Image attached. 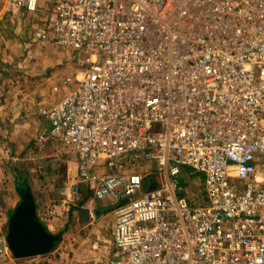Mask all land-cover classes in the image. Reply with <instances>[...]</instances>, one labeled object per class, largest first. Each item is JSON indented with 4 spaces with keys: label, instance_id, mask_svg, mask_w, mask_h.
I'll return each mask as SVG.
<instances>
[{
    "label": "built area",
    "instance_id": "1",
    "mask_svg": "<svg viewBox=\"0 0 264 264\" xmlns=\"http://www.w3.org/2000/svg\"><path fill=\"white\" fill-rule=\"evenodd\" d=\"M0 3L44 13L33 40L83 67L43 110L41 139L78 158L63 192L83 183L115 200L101 264H264V0ZM143 163L156 166L135 171ZM186 169L204 176L205 198Z\"/></svg>",
    "mask_w": 264,
    "mask_h": 264
},
{
    "label": "crops",
    "instance_id": "2",
    "mask_svg": "<svg viewBox=\"0 0 264 264\" xmlns=\"http://www.w3.org/2000/svg\"><path fill=\"white\" fill-rule=\"evenodd\" d=\"M3 12L5 14L8 13L5 9ZM8 14L12 23H0V77H15L16 75H14L12 72L14 70L16 71L18 69L17 67H22V65L18 64L17 62V58H22V56L23 60L27 62L24 67L29 66V68H24V70H21L24 73L22 81L16 80V87L18 88V91L15 97L11 99V95L8 93V95H6V98L3 100L4 102L0 103L4 104L0 110V125L4 124L8 125V127L11 126L18 128L29 127V129H31L32 137H34V141L39 148L43 149V145H49L52 148L54 147V149H56L57 146H61L64 148L65 146L57 141L43 142V140L41 139L43 133H45L49 129V121L43 116V110L57 105L69 93V90L65 84L64 90L66 88V90H68V93L60 92L61 89L58 78L61 71L55 70L52 74H49L51 68L58 65L62 61V47L51 46L46 51H35L31 48L34 44L23 41L25 39L24 35H26L22 30L23 25L21 27L22 35H20V26L18 25L19 22L17 21V24L13 22L15 20H19L20 16L11 15L10 13ZM5 29H7L8 32H6ZM40 45L42 46L43 42H40ZM73 60L78 61L75 53H73ZM14 62L15 66L12 65V63ZM21 85H23V87ZM0 87H2L5 91L8 90L11 92L12 90L8 89L5 85H0ZM15 90L16 88H14V91ZM18 108H21V110H23V117H20L21 121H18L17 118L16 111ZM5 110L6 115L4 116L3 111ZM17 140L18 138L15 133L9 136V141L15 143L17 142ZM29 150L30 148L28 149V151ZM29 153V156L33 159L35 155V149L33 151L30 150ZM39 155L40 156L37 157V160L41 161L42 164L39 167L40 172H38V174L43 173V150ZM66 161L67 167L65 168H63V162L62 164L60 163L58 165L60 168L62 167V169H65V171L66 169L71 170V174H68V176H66L64 179H54L53 183L45 184L43 183V180L41 181L37 179L35 177L36 173L33 172L32 177L31 174L26 175V181L23 183V187H21L23 189L27 185L31 188L37 205L39 219L45 225L49 232H55L53 234L59 235L61 237L62 244L55 253L57 256L59 252L62 251V260L61 262H53L50 259V263L101 264L103 262H108L112 258V251L114 252L113 237L111 231V225L114 221V218L111 212L114 208L113 203L115 200L113 198L102 200L97 199L93 195L92 190L83 183H80L77 194L71 192L70 189H67L66 192H63V187H70L72 184H78L79 181L78 158L74 154L72 159H67ZM18 185H20V183ZM52 189L57 192L56 204L63 203L64 208L69 206L71 209L69 210L67 215L66 213H63V216H61L62 219L58 217L49 219L51 216H53L54 213L51 214V211H49L51 199L49 196H47L46 198V192L52 191ZM16 204V200L11 201L10 210H12ZM101 214H105L107 216L101 219H97ZM76 232L86 234L87 237L82 238V241H79V239H77L76 242H73L71 241V239H75L74 233L77 234ZM63 246H65V249L71 247L72 252L69 259L66 258L67 254L65 252V249H63ZM110 253H112V255ZM17 259L24 258H16L13 262L14 264H24L22 262H18ZM66 259L67 261L65 262ZM44 261L45 260H43V264Z\"/></svg>",
    "mask_w": 264,
    "mask_h": 264
},
{
    "label": "rangeland",
    "instance_id": "3",
    "mask_svg": "<svg viewBox=\"0 0 264 264\" xmlns=\"http://www.w3.org/2000/svg\"><path fill=\"white\" fill-rule=\"evenodd\" d=\"M3 11L4 9L0 5V23H3V24L12 23V21L10 20L9 14L8 13L5 14ZM18 16H20L19 20H15L13 22L16 24H17V21L19 22L18 25L20 26V35H22L21 27L23 25L22 30L26 34L24 35L25 39L23 41L34 44L31 47L32 49H34L35 51H46L51 46H54V47L56 46L51 43H43V45L41 46L40 42L33 40V31L35 30V28L42 26L43 19L45 18L44 13L32 14V13L23 11ZM5 30L6 32H8L7 29ZM61 54L63 55L61 56L62 57L61 63L51 68V70L49 71V74H52L53 71L55 70L61 71L59 74L58 81H59V85L61 89L60 92L64 93V92H67L68 90H66V88L64 90L65 85L63 81L69 77H74L79 72V70L82 69L83 67L81 64H79L78 61L73 60L72 51L61 48ZM54 56H55V53H54ZM17 59L16 60L18 64H21L22 67H17L18 69L12 72L16 76L15 77L11 76V78H8V77L1 78L0 77V81H1L0 85H3V86L5 85L8 89H12L10 92L8 90L5 91L2 87H0V103L4 102L3 100L6 98V95H8V93L11 95V99L15 97L18 91V88L16 87L17 85L16 80L22 81L24 73L21 70H24V68H29V66L24 67V65L27 64V62L23 60V56L22 58L20 57ZM12 65L15 66V62L12 63ZM4 81H5V84H4ZM21 86L23 87V85ZM14 88H16L15 91H14ZM3 105L4 104H0V110ZM16 112H17L18 121H21L20 117L23 114V110H21V108H18ZM3 115L4 116L6 115V110L3 111ZM13 133H15L18 138L17 142L15 143L9 141V136ZM31 137H32V133L29 127L28 128L27 127L18 128V127H11V126L8 127V125H4V124L0 125V245L4 243L6 246L5 249L0 246V264H14L13 262L16 259L13 253L10 251V249L7 246V235L9 232L10 214L14 211V209L21 202V199H22V195H21L22 188L21 187H23V183L26 181V175L31 174V177H32V173L35 172L36 173L35 177L41 181L43 180V183L47 184V183H53L54 179L55 180L64 179L66 176H68V174H71L70 169H66L65 171V169H62V167L60 168L58 166L60 163L62 164L63 162V165H64L63 168L67 167L66 160L72 159V157L74 156V154L71 153L68 148L57 146L58 148L56 147V149H54V147L52 148L49 145H46V146L43 145V149H42L36 145L34 141V137H32V140H31ZM29 148L31 151L35 149V155H34L35 159L34 158L32 159L29 156L30 155L29 153L30 150L28 151ZM42 150H43V169H42L43 173L38 174V172H40L39 167L41 166L42 162L38 161L37 157L40 156L39 154L42 153ZM102 163H104V161H101L99 164L93 165L91 168L92 169L95 168L96 172H102V167L100 166L102 165ZM154 166H156V164L154 163H149V164L143 163V164H140L139 166H135V171L141 172V173H147L148 171H151L152 168H154ZM32 169H35L36 171ZM186 170L189 174L192 175L191 184H189V186L191 188V192L194 194H191V195L196 194V199H199L201 196L205 198V191L203 189L204 176L199 173H193L192 170L190 169H186ZM17 183L18 184L20 183V185H18ZM47 196H49L51 199L50 200L51 205L49 207V211H51V214L54 213L53 216H51L49 219H54L53 217L61 218V216H63V213H66L67 215L69 210H71L69 206L64 208L63 203L56 204L57 192L55 190L52 189V191H47L46 198ZM15 200L17 204L15 205V207H13L12 210H10L11 208L10 203L11 201H15ZM74 237L75 239L73 238L71 239V241L76 242L77 239H79V241H82V238H86L87 235L83 233H77V234L74 233ZM61 244H62V241H60L53 248V250L47 254L39 255L36 257H28L24 259H17V260L18 262H22L24 264H43V260H45L44 264H51L50 259L53 262L55 261L61 262L62 251H60L57 256L55 253L57 252L56 250L60 248ZM63 249H65V246H63ZM65 252L67 254L66 258L69 259L71 252H72L71 247L66 248ZM112 253L114 254L113 251ZM112 253L110 254L112 255ZM67 259L65 260V262L67 261ZM103 263H106V262H103Z\"/></svg>",
    "mask_w": 264,
    "mask_h": 264
},
{
    "label": "water",
    "instance_id": "4",
    "mask_svg": "<svg viewBox=\"0 0 264 264\" xmlns=\"http://www.w3.org/2000/svg\"><path fill=\"white\" fill-rule=\"evenodd\" d=\"M156 184L154 177L145 182L150 190ZM22 200L10 214L7 246L16 258L47 254L61 241L59 235L47 230L38 217L35 198L29 186L21 190ZM5 249V244L0 245Z\"/></svg>",
    "mask_w": 264,
    "mask_h": 264
}]
</instances>
